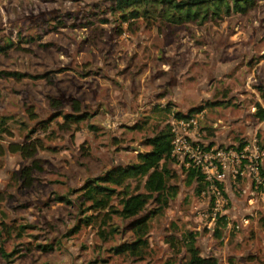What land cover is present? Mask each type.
Segmentation results:
<instances>
[{
  "label": "rangeland",
  "instance_id": "374dc122",
  "mask_svg": "<svg viewBox=\"0 0 264 264\" xmlns=\"http://www.w3.org/2000/svg\"><path fill=\"white\" fill-rule=\"evenodd\" d=\"M112 5L0 0V248L8 254L0 264H180L186 232L217 264H264V197L247 179L221 184L225 224L216 236L195 212L206 207L201 174L199 189L187 182L184 160L166 161L176 193L149 218L140 255L113 252L133 239L128 220L110 213L102 224L106 210L87 208L79 190L112 166L136 162L149 148L144 138L167 127L170 113L201 115L202 145L238 148L254 139L264 148V101L255 89L264 87V0L244 14L177 25L155 12L121 20ZM58 112L81 117L64 125ZM32 162L38 167L24 182L20 171ZM127 183L142 191L141 181ZM110 203L119 208L118 197Z\"/></svg>",
  "mask_w": 264,
  "mask_h": 264
},
{
  "label": "trees",
  "instance_id": "16d2710c",
  "mask_svg": "<svg viewBox=\"0 0 264 264\" xmlns=\"http://www.w3.org/2000/svg\"><path fill=\"white\" fill-rule=\"evenodd\" d=\"M258 0H112L111 10L120 12L121 20L136 18L138 16L147 17L153 12L157 17L168 24H182L186 22L201 23L205 19L218 20L222 16L230 13L244 14L252 9ZM3 48L0 47V51ZM14 78L24 76L22 73L5 72ZM259 98L264 101V87L256 86ZM256 116L263 117V109L258 103L255 104ZM195 109H189L188 113ZM63 118L64 125L69 121L78 120L81 116L58 112ZM176 117H187L188 114L175 112ZM81 119V118H80ZM61 126V125H59ZM6 131L5 121L0 117V132ZM28 132H32L30 129ZM171 134L168 127L164 126L151 136L144 138L143 144L148 146V150L136 153V162L125 165H115L102 174L87 180L80 188L81 195L88 201L87 208L93 212L105 213L101 218V223H105V218H110V213L127 219V229L131 232L133 239L129 242L119 243L112 247L116 254L140 255L147 246L146 235L148 232L149 218L166 206L170 196L176 193L175 186L168 184L170 175L166 161L172 160ZM11 152H15L19 147L15 143H9L6 147ZM38 167L32 162L29 166L22 167L20 175L24 182H27L29 171ZM194 176V177H193ZM187 182L195 181L200 189L202 186L201 176L195 169H189ZM136 179L141 181L142 191H138V185L129 190L128 180ZM109 185H112L111 187ZM115 187H120L116 190ZM198 188L196 192H198ZM118 197L119 208H115L110 200ZM57 200H66L63 196H57ZM148 202L155 204L152 209L143 212ZM143 212V213H142ZM89 216V215H88ZM90 217H86L83 222H89ZM216 223V225H215ZM213 232L219 235L221 226L225 224L224 217L216 219ZM75 229V228H74ZM103 231V230H101ZM36 247L42 251L51 250L50 244H37ZM182 247L185 249L186 258L180 264H217V260L212 256H202L194 244V235L186 232L182 237ZM0 255L7 257L0 248ZM164 264H172L166 261Z\"/></svg>",
  "mask_w": 264,
  "mask_h": 264
},
{
  "label": "built area",
  "instance_id": "2783aa9c",
  "mask_svg": "<svg viewBox=\"0 0 264 264\" xmlns=\"http://www.w3.org/2000/svg\"><path fill=\"white\" fill-rule=\"evenodd\" d=\"M200 118L201 115L198 114L176 117L170 113L166 125L171 134L170 157L184 160L186 166L197 170L202 176L205 190L200 193V197L205 199L206 207L195 212L205 222L206 227L212 229L216 219L222 215L224 200L221 184L227 177L232 180L237 176L242 180L247 179L264 197V177L258 174L264 148H258L254 139L238 148L202 145L196 139Z\"/></svg>",
  "mask_w": 264,
  "mask_h": 264
},
{
  "label": "crops",
  "instance_id": "0c3cea01",
  "mask_svg": "<svg viewBox=\"0 0 264 264\" xmlns=\"http://www.w3.org/2000/svg\"><path fill=\"white\" fill-rule=\"evenodd\" d=\"M136 102H138V100H137ZM159 113H161L160 110H159ZM157 117H158V116H157ZM157 117H156V118H157Z\"/></svg>",
  "mask_w": 264,
  "mask_h": 264
}]
</instances>
